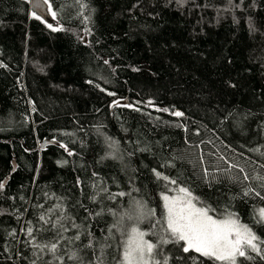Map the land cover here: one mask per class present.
<instances>
[{
	"label": "trees",
	"instance_id": "obj_1",
	"mask_svg": "<svg viewBox=\"0 0 264 264\" xmlns=\"http://www.w3.org/2000/svg\"><path fill=\"white\" fill-rule=\"evenodd\" d=\"M48 3L59 31L0 0V264H121L133 227L155 264H224L167 231L180 188L264 240V0Z\"/></svg>",
	"mask_w": 264,
	"mask_h": 264
},
{
	"label": "snow or ice",
	"instance_id": "obj_2",
	"mask_svg": "<svg viewBox=\"0 0 264 264\" xmlns=\"http://www.w3.org/2000/svg\"><path fill=\"white\" fill-rule=\"evenodd\" d=\"M44 3L48 5V11L51 12L53 19H55L56 13L52 11L51 4L48 3V0H44ZM81 7H86V5L81 4ZM33 16L36 19H40L35 12ZM48 27L52 31L61 30L52 27L51 24ZM109 94L111 95V93ZM164 111H167V109H164ZM175 115L181 116L182 113L176 112ZM69 155H71V152H69ZM231 167H235V165ZM157 177L160 178L159 173H157ZM244 179L248 180L250 177L245 175ZM251 179L260 181L261 185L264 186V175L252 177ZM171 183H175V181H171ZM3 187L4 184L0 183V189ZM252 191V188L249 187L244 195L247 196ZM179 192L183 194L180 197L170 199L168 196H163L162 198L165 201L167 231L174 242H184V252L194 250L202 256L224 262V264H237V256L246 257V249H250L264 259V253L261 251V245H264V240L257 237L250 228L246 225H241L238 219H233L231 216L225 220L214 219L209 215V209L197 207L194 201H197L198 198L193 197L189 190L180 188ZM119 195L125 194L120 193ZM256 195H260V193L257 192ZM99 214L97 213V215ZM259 218V222H264V209L260 210ZM40 219L43 220L44 217L41 216ZM28 235H32L31 228L28 229ZM144 235L137 228H132L131 235L125 245L121 264H146L144 261L145 252L151 254L155 246L144 241ZM75 238L79 239V236ZM163 243H169V241L164 240ZM88 246L91 247V244ZM37 247H48V250L52 253L57 250L56 243H52L50 246L37 245ZM75 258V254L70 257V259ZM98 264H103V260L99 257ZM164 264H167V260H165Z\"/></svg>",
	"mask_w": 264,
	"mask_h": 264
},
{
	"label": "rangeland",
	"instance_id": "obj_3",
	"mask_svg": "<svg viewBox=\"0 0 264 264\" xmlns=\"http://www.w3.org/2000/svg\"><path fill=\"white\" fill-rule=\"evenodd\" d=\"M41 19L47 24V25H49V24H51L52 25V27H54L55 26V21H54V19H53V17H52V14H51V12H49L48 11V7H46V9H45V15L43 16V17H41ZM183 194H178V195H163V196H168L170 199L171 198H176V197H180V196H182ZM162 196V197H163ZM162 203H163V207H164V219H165V224H166V226H167V219H166V209H165V201L163 200V198H162ZM197 205V204H196ZM197 207H201V206H199V205H197ZM205 208V207H204ZM210 215V214H209ZM210 216H212V215H210ZM231 216V218H233V219H236L234 216H232V215H225V216H223V217H214V216H212L214 219H217V220H225V219H228L229 217ZM240 223V222H239ZM241 225H245V224H243V223H240ZM247 226V225H246ZM248 228H250L249 226H247ZM133 228H137V227H133ZM140 232H143L144 234H145V231L144 230H141L140 228H137ZM251 229V228H250ZM131 230H132V228H131ZM131 235V231H130V233H129V236ZM129 236H128V239H129ZM128 239H127V241H128ZM143 239H144V241H147L148 243H151V244H153L154 245V242H152V241H150L149 239H147L146 238V236L144 235V237H143ZM233 239H235V237H233ZM126 241V242H127ZM126 245V244H125ZM124 251L125 250H123V254H122V257H123V255H124ZM250 252H252L250 249H246V253H247V257H248V254L250 253ZM200 254V253H199ZM154 255H156V252H155V250L153 249V252L151 253V254H149V253H147V252H145V256H144V261L146 262V264H155V262H156V257L154 256ZM238 258H239V256H237V264H239V261H238ZM122 261H123V258H122ZM121 261V262H122Z\"/></svg>",
	"mask_w": 264,
	"mask_h": 264
},
{
	"label": "water",
	"instance_id": "obj_4",
	"mask_svg": "<svg viewBox=\"0 0 264 264\" xmlns=\"http://www.w3.org/2000/svg\"><path fill=\"white\" fill-rule=\"evenodd\" d=\"M28 4L29 9L33 10L36 15L39 17H43L45 15V9L48 7L47 4L44 3V0H25ZM49 143V141H43L39 144V147L42 148L45 144Z\"/></svg>",
	"mask_w": 264,
	"mask_h": 264
},
{
	"label": "bare ground",
	"instance_id": "obj_5",
	"mask_svg": "<svg viewBox=\"0 0 264 264\" xmlns=\"http://www.w3.org/2000/svg\"><path fill=\"white\" fill-rule=\"evenodd\" d=\"M29 12L32 13V14L34 13V11L31 10V9H29ZM40 19H41V17H40ZM41 20H42V19H41ZM42 21H43V20H42ZM176 112H180V113H182V115H181V116H176V115H175ZM172 115L175 116V117H182V116H183V112H182L181 110H179V109H175V110L172 111Z\"/></svg>",
	"mask_w": 264,
	"mask_h": 264
}]
</instances>
